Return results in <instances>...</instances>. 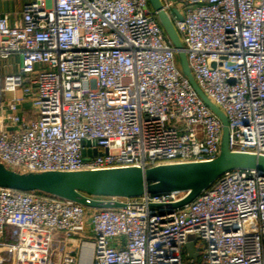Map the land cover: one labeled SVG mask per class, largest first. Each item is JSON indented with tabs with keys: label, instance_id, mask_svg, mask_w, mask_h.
Instances as JSON below:
<instances>
[{
	"label": "built area",
	"instance_id": "1",
	"mask_svg": "<svg viewBox=\"0 0 264 264\" xmlns=\"http://www.w3.org/2000/svg\"><path fill=\"white\" fill-rule=\"evenodd\" d=\"M162 2L194 78L228 118L230 150L264 155V0ZM22 18L0 14L5 166L148 168L219 155L223 123L148 0H27ZM187 194L93 208L0 187V264H264V174L231 170L181 207L154 206Z\"/></svg>",
	"mask_w": 264,
	"mask_h": 264
},
{
	"label": "water",
	"instance_id": "2",
	"mask_svg": "<svg viewBox=\"0 0 264 264\" xmlns=\"http://www.w3.org/2000/svg\"><path fill=\"white\" fill-rule=\"evenodd\" d=\"M157 12L167 37L175 47L183 73L205 103L223 123L219 155L210 161L162 164L148 168L124 167L100 170L18 172L0 162V187L20 191H41L69 199L88 207L125 206L119 198L139 197L145 192L187 191V196L171 204L155 207L178 208L194 200L224 173L235 169L254 170L264 174V155L234 152L229 148V126L226 114L201 89L191 71L181 37L163 8L162 0H148ZM173 12L182 19L177 9ZM189 255L195 257L194 243H187Z\"/></svg>",
	"mask_w": 264,
	"mask_h": 264
},
{
	"label": "crops",
	"instance_id": "3",
	"mask_svg": "<svg viewBox=\"0 0 264 264\" xmlns=\"http://www.w3.org/2000/svg\"><path fill=\"white\" fill-rule=\"evenodd\" d=\"M27 0H0V14H11L12 21L22 22L23 6Z\"/></svg>",
	"mask_w": 264,
	"mask_h": 264
},
{
	"label": "rangeland",
	"instance_id": "4",
	"mask_svg": "<svg viewBox=\"0 0 264 264\" xmlns=\"http://www.w3.org/2000/svg\"><path fill=\"white\" fill-rule=\"evenodd\" d=\"M177 1H179V0H177ZM194 237H195L194 234H190V235L188 236V239H193Z\"/></svg>",
	"mask_w": 264,
	"mask_h": 264
}]
</instances>
